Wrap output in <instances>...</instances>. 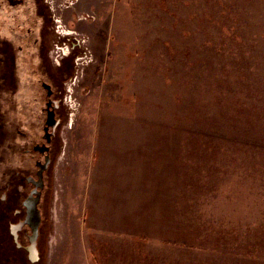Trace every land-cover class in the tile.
I'll return each mask as SVG.
<instances>
[{
    "label": "rangeland",
    "instance_id": "374dc122",
    "mask_svg": "<svg viewBox=\"0 0 264 264\" xmlns=\"http://www.w3.org/2000/svg\"><path fill=\"white\" fill-rule=\"evenodd\" d=\"M44 1L76 71L34 264H264V0Z\"/></svg>",
    "mask_w": 264,
    "mask_h": 264
},
{
    "label": "flooded vegetation",
    "instance_id": "af4514ba",
    "mask_svg": "<svg viewBox=\"0 0 264 264\" xmlns=\"http://www.w3.org/2000/svg\"><path fill=\"white\" fill-rule=\"evenodd\" d=\"M49 10L44 0H0V90L10 94L9 105L14 107V99L19 102L15 119L0 117V236L4 239L1 247L11 248L14 255L1 257L0 264H19L20 258L28 264L38 260H32L29 254L44 236L43 202L52 188L54 166L63 148L59 131L67 113L63 96L67 81L76 70L70 69L63 57L56 65L51 61L52 49L60 48L59 53L64 50L53 41L55 28L53 31ZM38 64L41 73L37 72ZM22 74L25 89L18 91L15 78L21 82ZM4 139L7 142L1 146ZM29 199L38 200L41 210L35 241L32 226L27 222Z\"/></svg>",
    "mask_w": 264,
    "mask_h": 264
},
{
    "label": "water",
    "instance_id": "95a60500",
    "mask_svg": "<svg viewBox=\"0 0 264 264\" xmlns=\"http://www.w3.org/2000/svg\"><path fill=\"white\" fill-rule=\"evenodd\" d=\"M27 206V222L32 226L33 237L32 240L35 241L38 235L39 223L41 221V210L38 207V200L29 199L26 201ZM16 227V226H15ZM14 227V228H15ZM30 256L32 260L37 258V253L35 249L31 248Z\"/></svg>",
    "mask_w": 264,
    "mask_h": 264
},
{
    "label": "trees",
    "instance_id": "16d2710c",
    "mask_svg": "<svg viewBox=\"0 0 264 264\" xmlns=\"http://www.w3.org/2000/svg\"><path fill=\"white\" fill-rule=\"evenodd\" d=\"M6 264H9V262L7 261Z\"/></svg>",
    "mask_w": 264,
    "mask_h": 264
}]
</instances>
